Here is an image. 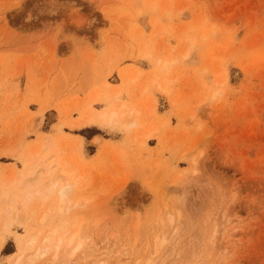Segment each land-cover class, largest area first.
<instances>
[{"label":"rangeland","instance_id":"obj_1","mask_svg":"<svg viewBox=\"0 0 264 264\" xmlns=\"http://www.w3.org/2000/svg\"><path fill=\"white\" fill-rule=\"evenodd\" d=\"M5 223L0 264H264V0H0Z\"/></svg>","mask_w":264,"mask_h":264},{"label":"bare ground","instance_id":"obj_2","mask_svg":"<svg viewBox=\"0 0 264 264\" xmlns=\"http://www.w3.org/2000/svg\"><path fill=\"white\" fill-rule=\"evenodd\" d=\"M147 55H148V53H144L142 56L146 57ZM185 55L186 54H182V57H185ZM176 61H177L176 59H172L169 57V58H164V59L159 58L156 62L158 63V65H159L158 67H160V69L168 72L170 65ZM157 74L159 75V73H153V75H151V77H149L150 82H148V83L156 85L157 89L160 92H162L166 95L169 94L170 93V87L168 86L167 78L162 79L160 81ZM160 77H161V75H160ZM129 80H133V79H129ZM145 87H146V85H145ZM117 96H118V94L116 93L115 97H117ZM122 109H124L123 112L126 111L128 113V115H130L132 118L140 113L139 108L133 107V106L131 108H129V107H126L124 104H121L117 108L106 109V110H102V111H96L95 109L90 108L89 111L87 112V116H86L85 120H83V122L86 124H90L91 122L98 121L101 124H109L112 120H114L120 116V112ZM135 121L130 120L125 125L133 126L136 124ZM83 122H81L80 125H82ZM41 147H43V144H41ZM39 153H40V150H37L33 154V156L37 157V156H39ZM64 165L67 166L68 163L64 162ZM33 168L34 167H29L28 173H31L33 171ZM44 170L46 171V176H45V178H43V181H44L43 188H42V190H37L36 193L41 194L44 191L45 193L51 194L53 191H55L56 192L55 207H56L58 212H62L65 209V205L67 202L66 197H67L68 191L71 187V184L67 181V179L65 177L60 175V171L52 170L51 166L46 167ZM194 172H195V167H193L192 171L183 168L178 172L177 176L175 177L176 178L175 181L177 183H179V182H181V180H184L188 176H191ZM14 179L15 178H13V182H14ZM27 197H29V194H27ZM44 219H45V216L43 215L41 217L40 221L42 222ZM8 227H9L8 223H5L1 229L0 246L2 245V243L4 241L3 234L5 232H7ZM76 235H77L76 232H73L71 235H69V238L67 239V241H65L66 245H64V247L62 249V251L65 253V255L68 256V258L73 256L74 252L78 249V245H76V247L73 246V243L75 242L74 239H75ZM62 240L63 239L60 237L59 240H57L58 242L56 241L58 244L55 243L56 245H55V250H54V254H53V261L58 260L57 259V255H58L57 252H58L59 247H60L59 244H61ZM154 247H155V252H158L159 251V241H158L157 237H155V239H154ZM39 248L40 247H38V250L40 251ZM38 250H36V251L38 252ZM41 250H42V248H41ZM45 250H47V249H45Z\"/></svg>","mask_w":264,"mask_h":264}]
</instances>
